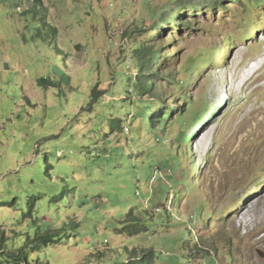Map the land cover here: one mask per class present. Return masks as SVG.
<instances>
[{
	"label": "rangeland",
	"instance_id": "374dc122",
	"mask_svg": "<svg viewBox=\"0 0 264 264\" xmlns=\"http://www.w3.org/2000/svg\"><path fill=\"white\" fill-rule=\"evenodd\" d=\"M213 1L0 0V264H264V0Z\"/></svg>",
	"mask_w": 264,
	"mask_h": 264
},
{
	"label": "trees",
	"instance_id": "16d2710c",
	"mask_svg": "<svg viewBox=\"0 0 264 264\" xmlns=\"http://www.w3.org/2000/svg\"><path fill=\"white\" fill-rule=\"evenodd\" d=\"M172 1H178L173 5V7L168 10V12H166L165 14L161 15L159 17V21L153 26L154 29L158 26V24H164V26H162L160 28V34L162 35L166 29L170 28V27H175L176 29H179L181 26L187 28L186 24H181V22H179L180 20H183V15H185V13L187 11H192L194 9H196L195 4H188V6H185L184 4L181 3V0H172ZM220 1H227V0H220ZM219 0H214L213 3L216 4L217 7H222L224 4L222 2H220ZM228 1H240V0H228ZM242 1H246L249 2L250 0H242ZM201 7V6H199ZM173 12V16L171 18H168L166 20V22H164V20L167 17V13H171ZM185 20V18H184ZM152 29V30H154ZM232 44L227 43L225 45V47H230ZM219 49L216 50L215 54H214V60L217 58V53H218ZM229 51L227 52V55ZM133 55H132V59L134 60V62L136 63V70H137V75L139 77V79L135 82L136 86L134 87V89H131V92L133 94H135L136 96H142V95H151V93L153 92L154 89V84L151 82L152 78L155 77V73L153 72V65H155L156 62L159 61L160 59V55H161V51L160 50H154V45H140L138 46V48L136 47L133 50ZM164 58H166L164 56ZM201 58V57H200ZM202 59V58H201ZM198 67H204L205 69H209L211 67V61L208 59H204L200 62L199 65H194L193 68L194 70H196ZM166 80L169 81L170 83H172V85H176L177 82L173 81L172 79H170V76H166ZM178 84V83H177ZM128 88V86H127ZM127 94L130 93L128 92V89H126L125 91ZM103 94H105L104 92L97 90V83L95 84V86L93 87L92 91H91V101L92 102H97L99 101ZM185 101H187V109L188 107L192 106L193 103L191 101L186 100V98H184ZM136 104L140 107V115L141 117H145L146 114L149 115L150 117V121H151V129H155L157 128V126H159V122H161V120L166 117L165 121H171L169 114L167 113V102L160 100V99H154V100H145V101H139L136 102ZM143 106V108H142ZM206 107H208V103L205 102L204 104V108L206 109ZM187 109L185 110V112L183 111L182 113L184 114H176V118L178 120L177 124L178 126H183L186 123L187 118L185 117V113L187 112ZM160 110V111H159ZM208 112L207 111H202L201 113L199 112H195V113H191L190 114V123H188V127H195L197 124H201L203 121V115H206ZM214 113H210L209 117H213ZM192 128H188L190 131ZM188 133V132H187ZM180 135V140L184 141L182 134ZM195 167V165H194ZM196 172H199V168H195ZM187 177V175H186ZM188 179L184 182L185 184H187ZM152 252L149 251L148 254L144 255V257L146 258V256H151ZM147 260V258H146ZM149 261V260H148Z\"/></svg>",
	"mask_w": 264,
	"mask_h": 264
}]
</instances>
